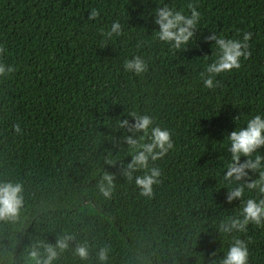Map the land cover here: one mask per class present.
Instances as JSON below:
<instances>
[{
	"label": "trees",
	"instance_id": "1",
	"mask_svg": "<svg viewBox=\"0 0 264 264\" xmlns=\"http://www.w3.org/2000/svg\"><path fill=\"white\" fill-rule=\"evenodd\" d=\"M189 4L200 16L177 49L157 37L154 10L190 16ZM245 34L247 58L206 88L209 37ZM136 57L141 72L125 68ZM0 63L11 69L0 77V182L19 183L23 197L15 217L0 219V264H35L31 251L43 257L64 238L51 264H220L235 239L247 264H264V220L222 231L243 219L248 199H264L247 187L264 171V146L237 161L259 156L261 167L225 179L229 133L264 114V0H0ZM139 116L151 120L147 135L131 131ZM153 127L169 132L171 147L128 169L126 137L150 143ZM151 168L159 176L141 195L136 177ZM237 187L242 195L229 201Z\"/></svg>",
	"mask_w": 264,
	"mask_h": 264
},
{
	"label": "clouds",
	"instance_id": "2",
	"mask_svg": "<svg viewBox=\"0 0 264 264\" xmlns=\"http://www.w3.org/2000/svg\"><path fill=\"white\" fill-rule=\"evenodd\" d=\"M162 3V0H160ZM191 15H187L183 10L177 11L174 8H169L167 5L158 7L155 12V23L159 26L156 32L157 37L165 42H170L173 47L180 49L186 45L191 37H193L192 29L196 26L200 13L189 4ZM97 11L92 10L89 19L95 18ZM120 25L113 23L111 27L112 32H118ZM111 34V33H109ZM249 34H245L243 41L235 39H224L218 36H211L209 39L215 41V58L211 64L207 66L206 71L210 74L203 83L206 88L214 87L213 77L222 72H230L232 69L240 67V57L245 59L248 56L247 40ZM125 68L141 72L144 70L145 65L139 57L127 61ZM11 71L10 68L6 69L3 63H0V77L6 75ZM135 115V114H133ZM246 119L245 127H237L232 130L228 135V142H230V151L232 153V163L228 167L225 179L233 178L239 180L246 175L245 168L257 169L261 167L260 157L257 156L256 160L248 161L244 164H238L237 161L241 155L249 156L257 148L264 146V114H253ZM127 121H122L121 126H127ZM151 120L147 116H139L135 118V123L131 126L133 133L143 130L147 135ZM16 131H19V125L15 126ZM144 136L133 138L127 136L126 142L131 146L132 160L127 165L128 169L135 170L137 168H147L148 160H152L162 156L168 148L171 147L169 139V132L166 129L153 127L151 129V142L141 143ZM142 149V150H141ZM159 149V151H154ZM150 174L145 173L142 176L136 177V184L141 190V195L150 196L152 193V185L156 182V177L159 176V170L156 168L149 169ZM131 177V172L128 173ZM103 181L100 184V191L104 196H109L111 192L112 177L105 174ZM249 189H259V192L264 193V171L260 172L258 180L247 184ZM22 187L19 183L0 182V219L15 217L19 208L23 203L21 195ZM243 192V187H237L231 191L227 199L231 201L233 197H240ZM241 215L243 219H232L230 224L222 226V231L228 232L232 229L243 231L245 225L250 221L259 225L264 220V199L255 200L248 199L244 204ZM67 239H58L55 245H46V255L41 257L39 252L35 249L30 252V257L35 261V264H51L57 256V249L63 250L67 247ZM76 254L81 258H86L88 251L86 246H79L76 248ZM106 250L101 248L98 256L101 262L106 260ZM247 247L245 243L239 239H235L234 243L228 248L224 258L220 264H247Z\"/></svg>",
	"mask_w": 264,
	"mask_h": 264
}]
</instances>
